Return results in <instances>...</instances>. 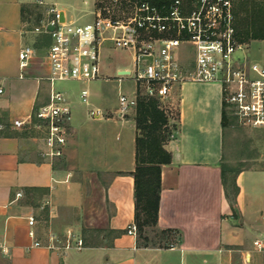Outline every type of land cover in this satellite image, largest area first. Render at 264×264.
Segmentation results:
<instances>
[{"label":"crops","instance_id":"crops-1","mask_svg":"<svg viewBox=\"0 0 264 264\" xmlns=\"http://www.w3.org/2000/svg\"><path fill=\"white\" fill-rule=\"evenodd\" d=\"M50 1L71 19L85 17L83 13L94 3ZM30 2L0 0V244L8 247L7 253L0 249V264H233L236 251L243 258L249 254L251 260L258 252L253 240L264 241V169L239 171L237 192L232 201L228 199L221 177V86L186 81L175 89L177 129L165 144L172 160L161 166L157 223L145 227L158 234L151 237L138 229L136 235L129 234L128 225L135 223V122L108 118L115 126L103 122L89 127L86 112L100 106L95 98L80 110L72 104L64 155L53 159L43 155L45 134L35 126L34 111L49 97L50 82L42 76L48 71L45 54L51 39L34 30L44 7L33 1L38 22L32 25ZM24 45H31L35 56L22 69L18 53ZM254 57L264 62L261 54ZM90 92L92 98L91 88ZM15 119L24 121L23 125L12 127ZM86 150L87 167L103 168L109 175L104 194L111 213L98 229L102 232L99 242L88 241L84 235V184L72 166ZM29 214L36 218L34 229L41 246L28 248ZM69 230L83 239L82 248L68 245L74 243ZM50 232L60 238L58 248L45 246ZM171 242L174 248L168 246Z\"/></svg>","mask_w":264,"mask_h":264},{"label":"built area","instance_id":"built-area-1","mask_svg":"<svg viewBox=\"0 0 264 264\" xmlns=\"http://www.w3.org/2000/svg\"><path fill=\"white\" fill-rule=\"evenodd\" d=\"M36 3L44 7V15L34 30L47 33L51 39L45 54L48 71L42 76L50 82L49 97L34 111L35 126L45 134L44 156L53 159L64 155L73 120L71 97L55 82L84 84L79 98L89 105L91 92L87 84L111 79L103 71L104 53L111 50L129 51L132 66L116 69L112 76L119 86L112 115L97 106L89 110L93 119H127L140 96L155 98L162 104L173 98L175 89L184 82L198 81L218 83L224 107L240 123L264 126V62L254 58L248 43L239 39L232 0H102L97 5L94 2L82 19L69 18L51 1ZM34 56L31 45L22 46L18 53L20 67H27ZM125 80L133 82L131 89L121 87ZM23 123L15 119L12 127ZM27 220L31 238L28 248L41 246L34 229L36 218L29 214ZM136 232V223L129 224L127 233ZM68 237L74 241L68 245L83 247V239L70 230ZM59 240L56 233L50 232L45 246L58 248ZM253 247L263 251L264 241L255 238ZM0 249L8 252L4 244ZM249 261L248 254L243 263Z\"/></svg>","mask_w":264,"mask_h":264},{"label":"rangeland","instance_id":"rangeland-1","mask_svg":"<svg viewBox=\"0 0 264 264\" xmlns=\"http://www.w3.org/2000/svg\"><path fill=\"white\" fill-rule=\"evenodd\" d=\"M33 1L34 0H31L30 2L32 25L38 22V20L36 19L38 9L35 5V2ZM100 1L102 0H94L96 5ZM253 3L254 0H240L239 3H235L234 23L235 25H237L239 33L242 32L243 28L248 26L250 22L248 21L249 19H247V17L244 15L245 6H253ZM252 40L246 41L250 50L254 51L253 53L261 54V56H264V42L255 41L254 43ZM252 42L255 45H253ZM104 55V76H107L111 79L94 80L89 82L87 86L89 87V89L91 88L92 91V98L90 97V100L93 101L95 98L97 104L105 109L109 115H112L111 111L116 108L117 105V93L119 87L117 82L113 80L112 76L115 75L117 67H131L132 59L131 53L126 50L106 51ZM254 55L252 56L254 57ZM187 59H189V57H185V60ZM258 59L263 60L262 58ZM55 84L57 87L70 92L69 95L71 94L70 97L73 99L72 104L74 106L77 105V108L79 110L81 106L83 108H87L88 105L86 106V104L83 103L79 98L80 89L84 84L78 81H56ZM132 86L133 82L131 80H125L121 85L124 90H129L132 88ZM175 96L176 94L174 93L173 98L165 100L162 104L157 100L159 103V107L160 104L162 106V108L160 107V109H162L165 115L168 117V121L170 123L169 129L171 130V134L176 132L178 123V100ZM224 109L228 117V122L224 126V152L222 164L231 169L228 172L226 190L228 199L232 201L235 196L232 181L235 179L236 174L239 171L246 169H264V126L244 125L238 121V119L231 113L228 108L224 107ZM79 110H77V113ZM85 110L87 111L89 110V108ZM135 113L136 109L130 111L126 118L135 122ZM94 120L95 119L91 117L89 111L88 113L86 112L85 121L88 123L87 125H89V127L93 125H101V123L103 122L108 125L115 126V122L108 118L98 120L96 119V121ZM171 134L168 140L171 139ZM88 153L89 152L87 150L84 152L82 151L79 157L80 161L74 162V159L72 166L73 170H75L74 175L81 178L84 184L85 205L82 211L83 223L85 225L84 235L86 239H88V241L90 240L99 242L102 232L98 231V229L100 226L106 225L107 218L111 213V205L105 199L104 194V188L106 186L109 175H106L107 172H105L103 168L87 167ZM84 157L85 160L83 159ZM145 230L151 237L156 236L157 232L152 228H146ZM159 242H161V240ZM160 245L162 246L164 244L160 243ZM232 262L233 264H264V250L255 252L252 255L251 260L247 263H243V257L241 253L236 251L234 252Z\"/></svg>","mask_w":264,"mask_h":264},{"label":"trees","instance_id":"trees-1","mask_svg":"<svg viewBox=\"0 0 264 264\" xmlns=\"http://www.w3.org/2000/svg\"><path fill=\"white\" fill-rule=\"evenodd\" d=\"M233 1L235 3L240 2V0ZM244 15L250 22L248 26L243 28L242 32L239 33L238 31L239 39L245 42L252 39H264V0H254L253 6H245ZM135 109L137 130L135 137L136 165L134 171H132L134 177L135 223L138 231L143 232L145 227L155 226L157 223L161 166L170 163L172 160L170 151L165 148L171 130L169 129L168 117L160 109L157 99L140 96ZM227 120L226 111L223 109V126L226 125ZM230 170L221 163L222 183L226 189ZM232 184L234 193H236L235 179ZM166 232L167 230H165Z\"/></svg>","mask_w":264,"mask_h":264},{"label":"water","instance_id":"water-1","mask_svg":"<svg viewBox=\"0 0 264 264\" xmlns=\"http://www.w3.org/2000/svg\"><path fill=\"white\" fill-rule=\"evenodd\" d=\"M64 19V17H63V13L61 14V17H60V20L62 21ZM53 27L50 25L49 26V29H52Z\"/></svg>","mask_w":264,"mask_h":264}]
</instances>
